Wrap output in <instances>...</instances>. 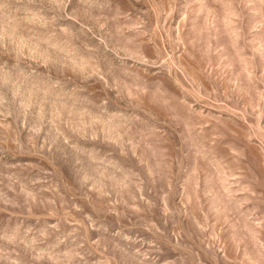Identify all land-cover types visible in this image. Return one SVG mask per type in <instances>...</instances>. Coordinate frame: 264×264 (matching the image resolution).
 <instances>
[{"label":"rangeland","instance_id":"obj_1","mask_svg":"<svg viewBox=\"0 0 264 264\" xmlns=\"http://www.w3.org/2000/svg\"><path fill=\"white\" fill-rule=\"evenodd\" d=\"M0 264H264V0H0Z\"/></svg>","mask_w":264,"mask_h":264}]
</instances>
